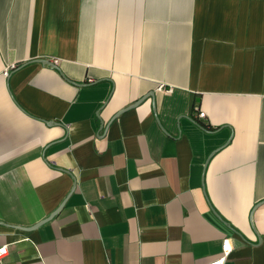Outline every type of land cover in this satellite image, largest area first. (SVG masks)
<instances>
[{"label": "crops", "instance_id": "0c3cea01", "mask_svg": "<svg viewBox=\"0 0 264 264\" xmlns=\"http://www.w3.org/2000/svg\"><path fill=\"white\" fill-rule=\"evenodd\" d=\"M226 237L264 264V0H0V264H209Z\"/></svg>", "mask_w": 264, "mask_h": 264}, {"label": "built area", "instance_id": "2783aa9c", "mask_svg": "<svg viewBox=\"0 0 264 264\" xmlns=\"http://www.w3.org/2000/svg\"><path fill=\"white\" fill-rule=\"evenodd\" d=\"M11 67H15V65L13 64ZM5 73L8 74V69L5 70ZM162 87H163V85H159V89H162ZM198 116L200 118H203L206 115H205V112L200 111ZM232 249H233V246H232L231 239L229 237L224 238L223 242H222L223 255L219 259L211 261L209 264H225V261H226L228 255L230 254V252L232 251ZM7 250H8L7 245L1 246L0 247V257H3L7 253ZM2 264H6V263L3 262ZM19 264H23V263H19Z\"/></svg>", "mask_w": 264, "mask_h": 264}, {"label": "water", "instance_id": "95a60500", "mask_svg": "<svg viewBox=\"0 0 264 264\" xmlns=\"http://www.w3.org/2000/svg\"><path fill=\"white\" fill-rule=\"evenodd\" d=\"M39 60H40L41 62H43V63L50 64V65H52V66H56L55 63L49 61L48 59H39ZM151 95H153V93H151ZM146 97H147V96L142 97L141 99H139L138 101H136V102L133 104V106H134V105H137V104H139V103H141ZM63 204H64V202H63V203H62V204H61V205H60V206H59V207H58L53 213H51L47 218L43 219L42 221H40V222L37 223L36 225H34V226H32V227H29V228H35V227L41 225L42 223H44V222L50 220L52 217H54V216H55V215L61 210Z\"/></svg>", "mask_w": 264, "mask_h": 264}]
</instances>
